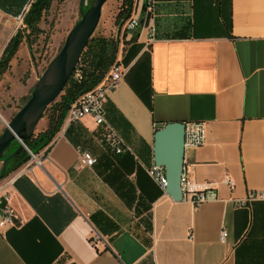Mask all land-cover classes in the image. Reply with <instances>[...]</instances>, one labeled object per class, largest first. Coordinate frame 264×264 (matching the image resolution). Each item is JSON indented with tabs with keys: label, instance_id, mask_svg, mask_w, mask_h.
Instances as JSON below:
<instances>
[{
	"label": "crops",
	"instance_id": "1",
	"mask_svg": "<svg viewBox=\"0 0 264 264\" xmlns=\"http://www.w3.org/2000/svg\"><path fill=\"white\" fill-rule=\"evenodd\" d=\"M30 2L0 0V56ZM155 9L154 39L145 24L118 36L125 74L105 103L130 150L113 153L90 115L62 124L36 153L41 165L29 159L0 180L14 213L0 227V264H264V197L235 205L264 194V0H156ZM29 65H16L23 78L9 76L12 65L0 76V134L36 83ZM170 121L203 124L183 172L216 199L174 200L147 173L154 132ZM81 152L92 166L76 167Z\"/></svg>",
	"mask_w": 264,
	"mask_h": 264
},
{
	"label": "water",
	"instance_id": "2",
	"mask_svg": "<svg viewBox=\"0 0 264 264\" xmlns=\"http://www.w3.org/2000/svg\"><path fill=\"white\" fill-rule=\"evenodd\" d=\"M105 1L91 0L88 7L84 8L85 0H79V18L67 33L63 45L38 76L28 99L8 121H5V127L0 134V180L10 159L22 149H26L27 141L35 132L47 106L58 98L71 77L97 25ZM145 16L146 7L143 3L135 30L143 27ZM185 123L166 122L157 128L153 135L154 165L163 167L166 180L165 192L177 201L184 198L181 175L184 169ZM13 141L18 142L15 150L3 157Z\"/></svg>",
	"mask_w": 264,
	"mask_h": 264
},
{
	"label": "built area",
	"instance_id": "3",
	"mask_svg": "<svg viewBox=\"0 0 264 264\" xmlns=\"http://www.w3.org/2000/svg\"><path fill=\"white\" fill-rule=\"evenodd\" d=\"M146 16L144 24L147 27L149 37L154 39L157 34L155 18V0H145ZM26 9L18 16L19 22L22 23V18L26 13ZM140 9H134L131 15L124 21L121 26V35L126 37L128 33L136 29L138 24V17ZM125 74V69L119 66L116 61L109 67L104 73L101 80L91 89L80 94L75 100H73L66 112V116L63 121V126H67L72 122H75L85 115H90L95 124L101 128L103 140L108 144L110 150L115 154H122L128 152L130 149L123 141L122 137L117 133L114 127L107 121L105 116V103L107 101L108 93L115 90L119 81ZM77 75V73H76ZM204 126L201 122H186L185 123V137L184 147L194 148L204 143ZM27 152L30 154V159L33 160V166H39L42 160L36 158V154L26 147ZM47 152H45L46 155ZM96 159L88 152H81L78 156L76 167L92 166ZM32 168L31 165L26 164L21 168V171H27ZM147 173L157 182V184L164 189L165 187V175L163 167H157L155 165L150 166L147 169ZM228 185H232L229 179L224 180ZM181 186L183 196L188 198L194 205L216 199V192L212 188H200L197 187L183 172L181 175ZM263 192H249L243 199L237 200L236 206H246L249 202L255 199L263 198ZM9 195L7 193L0 194V227H11L14 222V213L9 207ZM226 230L221 229L219 233V241L224 242L226 237Z\"/></svg>",
	"mask_w": 264,
	"mask_h": 264
},
{
	"label": "trees",
	"instance_id": "4",
	"mask_svg": "<svg viewBox=\"0 0 264 264\" xmlns=\"http://www.w3.org/2000/svg\"><path fill=\"white\" fill-rule=\"evenodd\" d=\"M52 1L53 0H31L27 11L22 18L23 28H18L15 31L0 56V76L3 75V73L9 68L11 58L19 45L22 42H25L26 45L30 47L37 39L38 35L42 32V29L39 27V23L41 22L44 14H46L49 10ZM196 2H198V0H196ZM133 8L134 0H120L114 19V23L118 29L131 15ZM19 10H21V8H19ZM228 26L230 31V17ZM228 34L231 36L230 33ZM118 46V36H90L80 59L61 94L58 98H56V100L47 106L42 115V117H47V127L44 130L37 132V134L34 132L27 141V147L30 151L36 154L52 141L53 137L63 124L70 103L80 94L94 87L101 80L102 76L109 69V67L116 61ZM17 145L18 142L13 141L6 149L3 157H6L8 154L13 152ZM49 147L50 146L47 147L45 152L49 150ZM29 159L30 154L26 149L19 151L8 162L3 178Z\"/></svg>",
	"mask_w": 264,
	"mask_h": 264
},
{
	"label": "rangeland",
	"instance_id": "5",
	"mask_svg": "<svg viewBox=\"0 0 264 264\" xmlns=\"http://www.w3.org/2000/svg\"><path fill=\"white\" fill-rule=\"evenodd\" d=\"M91 0H87V7ZM137 0H134V4ZM120 0H106L102 6L101 14L97 25L92 35H104L117 37L121 35V27H118L114 23L115 15L118 10ZM79 18V0H53L49 10L42 17L39 27L42 32L38 35L37 39L32 43L30 47L22 42L13 57L11 58L10 65L13 66L9 76L14 78V74L18 70L17 63H28L30 61V68H34L39 76L47 66L48 62L58 52L64 43L65 37L73 24ZM14 27L23 28V24L19 22V18L15 19ZM16 29V30H17ZM133 32V30H132ZM129 34V33H128ZM21 67V66H20ZM15 69V70H14ZM21 78L27 75L25 68H20ZM13 86H17L16 81L11 80ZM25 100H21L20 103H24ZM4 126L5 123L3 122ZM40 122L36 126L35 133L40 129ZM29 149V148H28ZM30 150V149H29Z\"/></svg>",
	"mask_w": 264,
	"mask_h": 264
},
{
	"label": "bare ground",
	"instance_id": "6",
	"mask_svg": "<svg viewBox=\"0 0 264 264\" xmlns=\"http://www.w3.org/2000/svg\"><path fill=\"white\" fill-rule=\"evenodd\" d=\"M87 4V0H85V5ZM5 123V122H4Z\"/></svg>",
	"mask_w": 264,
	"mask_h": 264
}]
</instances>
